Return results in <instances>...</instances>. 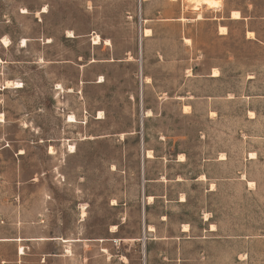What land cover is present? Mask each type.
<instances>
[{
  "label": "rangeland",
  "instance_id": "374dc122",
  "mask_svg": "<svg viewBox=\"0 0 264 264\" xmlns=\"http://www.w3.org/2000/svg\"><path fill=\"white\" fill-rule=\"evenodd\" d=\"M188 5L0 0V264H264V0Z\"/></svg>",
  "mask_w": 264,
  "mask_h": 264
},
{
  "label": "bare ground",
  "instance_id": "6f19581e",
  "mask_svg": "<svg viewBox=\"0 0 264 264\" xmlns=\"http://www.w3.org/2000/svg\"><path fill=\"white\" fill-rule=\"evenodd\" d=\"M188 1V6H190L193 10L192 11H194V10H199L200 9V7L203 5V6H205V8L206 9H215V8H219L220 6H219V0H187ZM21 12L22 13H26L27 11L25 10V9H22L21 10ZM42 12H44V11H42ZM201 18V15L198 13L197 15H196V19H200ZM230 18L231 19H238L239 18V12L238 11H231L230 12ZM219 31H220V33H225V28L222 26H220L219 27ZM142 34V33H141ZM151 34V31H150V29H145V30H143V35L144 36H149ZM253 35V32H250V31H248L247 32V36H252ZM69 37H73V34L71 33V32H69V35H68ZM91 41H92V44H94V45H98V44H101L102 42H104L105 44H109V40H107V39H105V40H101V38L98 36V35H94L92 38H91ZM186 41H189L188 39L186 40ZM8 39H3V43L5 44V45H7L8 44ZM22 46H25V43H26V39H23L22 41ZM212 76H218V73H217V71L216 70H213V74H212ZM101 79V78H100ZM102 80H99V82H101ZM146 82H148V79L146 78V80H145ZM3 88H9V87H13V88H21L22 87V84L20 83V82H15V81H6L4 84H3V86H2ZM57 88L59 89V90H61L62 89V87L58 84L57 85ZM70 91V90H69ZM149 112V111H148ZM1 117V116H0ZM101 118V114L100 113H98V116H97V119H100ZM67 122H69V123H76L77 122V120H76V118H75V116L74 115H69V116H67ZM73 146L72 145H69L68 146V149L70 150V152H73L74 150H73ZM250 155H252V154H250ZM145 156L147 157V158H151L152 157V154H151V151L150 150H147L146 152H145ZM180 161H183L184 160V155L183 154H179V158H178ZM203 178V177H202ZM248 184H252L251 182H249ZM212 186V185H211ZM211 189V188H210ZM182 200V199H181ZM147 201L148 202H150V201H152V197L151 196H148V198H147ZM147 229L149 230V231H153L154 230V228L152 227V226H147ZM183 231H187L188 230V226H187V224H184L183 225V229H182ZM111 231L112 232H114V231H116V226H112L111 227ZM23 249L20 247L19 248V252H20V254H22L23 252Z\"/></svg>",
  "mask_w": 264,
  "mask_h": 264
},
{
  "label": "crops",
  "instance_id": "0c3cea01",
  "mask_svg": "<svg viewBox=\"0 0 264 264\" xmlns=\"http://www.w3.org/2000/svg\"><path fill=\"white\" fill-rule=\"evenodd\" d=\"M112 233H115V232H111L110 234H112ZM65 240H66V239H63L64 242H66ZM99 240H100V239H99ZM103 240H105V239H103ZM20 247H21V246H20ZM22 249H23V248H22ZM51 254H53L54 256H59L56 252H52Z\"/></svg>",
  "mask_w": 264,
  "mask_h": 264
}]
</instances>
